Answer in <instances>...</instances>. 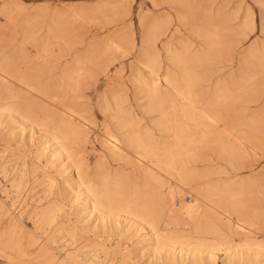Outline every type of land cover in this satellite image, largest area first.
Instances as JSON below:
<instances>
[{
    "label": "rangeland",
    "instance_id": "obj_1",
    "mask_svg": "<svg viewBox=\"0 0 264 264\" xmlns=\"http://www.w3.org/2000/svg\"><path fill=\"white\" fill-rule=\"evenodd\" d=\"M177 1L0 0V49L4 48V50H0V55L15 56L13 53L21 47L18 51L23 50L21 52L22 55L25 53L24 60L23 56L22 59L20 57L18 59L16 56L15 60L18 61L16 63L19 67L15 68L14 63L12 68L22 74L26 73L24 75L28 76L25 77L27 82L25 80L22 84L11 73H5L13 80L6 84L7 87L11 88V91L19 89L20 97L9 99L14 104L16 102L17 107L19 105V112L25 119L27 118V122L21 121L23 120L19 119L21 115L17 114H14L12 121L6 120V117L2 115V105L8 100L0 95V120L2 119L1 124L6 126L5 129H2L0 124V164L4 162L3 169L0 165V202L3 206L0 213V245H5L6 250L14 255L22 254L20 261L6 260L0 250V264H13L14 262H18L17 264H54L46 254L41 252L42 246H49L50 249L52 248L51 253H55L57 256H60V250L69 247L79 246L82 255L92 253L94 248L105 247L108 250V259L113 260V264H137L134 260H138L141 264H166L164 261L156 262L158 259H152L147 255L141 258L136 257L134 252L130 253L133 261H129L122 255L126 251L125 249L135 246L132 242L139 239V233L135 230L129 229L126 230V233L121 231L126 228L123 215L128 214L127 211L130 208L133 211L136 210V206L143 208L146 206L147 208L144 209L148 212L144 213V217L150 218L145 215L152 214V211V217H154V213L161 203L160 193H163L169 184L173 183L176 186V183L166 171L158 168L155 170H157L158 176H161V180L163 179L162 187L159 186L160 183L155 178H145L141 172H138L141 169L135 164L134 152L126 146L127 149L123 147L119 153L114 155L107 152L101 143L102 132H104L106 124L107 127L112 126L113 122L116 124L115 122L118 121L116 115L119 116V119L122 115L124 118L137 119L141 126L149 128L156 136H161L163 141L168 139L170 132L167 131L164 134L158 132L155 122L159 119H165L168 128L170 127L169 130L184 128L185 130L188 128L197 130L199 127H209V129L217 127L218 134L222 131L221 134L224 137L221 134V136L215 134V137H210L212 138L209 141L211 145L206 143L209 140L207 139L204 142L205 145L202 143L201 148L197 150V155L188 158L190 163L188 164L192 169L201 172L204 182L211 180L214 182L218 179L217 183L242 185L243 191L240 198L243 206L245 204L246 210L248 209L251 219L248 224L252 229L249 235L245 236L228 227L235 225V220L240 218L229 209L231 203L237 200L232 196L225 197L221 203V208L225 211L224 214L221 211L207 209L199 224L197 223L202 228L209 225L210 232H204L201 229L193 231L192 226L196 222L191 220L192 212L182 209L178 204H183V200H185L184 202H193L195 195L189 192V188L186 190L178 185L176 186L179 190L177 194L182 195L176 194V199L174 198L176 207L171 209L167 206L162 215H160L161 213L156 214L155 224L157 221L159 224L157 228H165L164 230L168 234L171 232L168 229H177L178 232H174L181 234L185 239L190 240L191 236L205 238L208 242H212V245L223 237L225 243L221 248L249 256L247 260H244V263H240L238 259L230 261L224 258L222 251L215 248L216 254L210 257L205 253V251H210L206 246L209 243H206L203 246H206L204 248L207 249L201 247V251L197 250V257H194V261L189 264H264V0H179V3ZM56 19H63V23L66 22L65 26L63 25L64 31L62 30L64 34L61 32L60 37L45 39L44 48H38L39 40L43 41L47 29L53 26ZM148 29L154 32L153 40L155 41L152 43L159 54L158 59L163 69L165 65H171L166 52L167 48L178 52H183L187 48V52L182 53L184 60L187 59V62L183 63L184 66L180 65L177 70L174 65H171L170 68L175 74H178L177 76L184 73L182 71L184 68H189L190 70L186 69L185 71L192 72V75L195 74L194 83L197 85L193 83L192 86L193 99L191 96L188 98L192 100L193 104L190 102L192 106L190 103L188 104V99H183V97L181 99L178 92L179 96H176L177 93L174 89L168 90V97L166 91L164 96L156 98L158 100L150 101L152 102L150 105L146 91L138 92L129 80L135 67L136 70L140 69L138 70L140 73L146 74L147 68L141 65L137 59L144 58V56L139 57L138 54L139 49L146 46L142 41L146 30L150 32ZM147 47L149 48L148 44L145 50ZM5 51L12 52V55ZM146 51L150 53L148 49ZM219 82L224 91L222 90L223 92L216 97V93L212 94L215 89L214 91L212 89L214 84H219ZM223 83L224 85H222ZM18 84L22 88L23 85H25L24 88H29L20 90ZM41 86L48 87L45 94L38 91L43 88ZM37 87L41 88L36 89ZM111 90L114 93H111ZM107 92L116 95L118 99L116 97L114 99L113 95L110 97L112 100H109ZM102 94L110 101L107 103L106 98L103 100L102 97L101 102L104 103V107L99 103V96ZM202 108L217 118L212 121L201 117V112L198 111ZM61 114H71L69 117L80 118V121L86 123V128L88 126L87 149L85 148V151L80 152L79 146L73 142L69 144L71 152L75 154L73 155L74 161L78 163L76 166L80 165L82 157L89 167H92V164L95 165L96 162L98 165L101 163L102 167H99L101 171L107 172L105 176L111 172L112 176L118 173L120 177H117L122 179V189L124 188V190L121 189L122 193L124 191V197H117L119 204H113L117 205L114 211L118 212V215L115 214L116 212H113L115 215L112 212L109 213L115 217L117 215L118 223L113 221L115 223L113 224L111 221L109 225L111 215L108 217V214L96 227L88 220L77 221L76 231L78 234L77 232L76 234L78 236L75 241L71 240L65 231L56 229L60 224L75 227L72 221H75L76 218L68 209L70 206L68 199L65 200L64 206L67 212H58L57 219L60 222L53 227L44 224L45 222H42L43 224L35 222L36 217L34 216L36 206L45 205L47 200L56 196L55 193L50 197L46 196L48 190L44 169L51 171L56 180H63L62 173L58 168L51 167L45 155L36 161L41 166L36 171H32L34 164L36 165L33 158H35V149L40 134L49 132L55 124L54 121ZM229 120L232 121L229 122ZM236 120L239 122L237 123ZM210 124H212L211 127ZM7 129L8 132H6ZM247 135L248 137H246ZM219 136L222 137L221 140ZM214 138L217 140L214 141ZM217 141L229 146L232 144L226 149L233 154L232 156L226 154L227 151L224 150L227 158L230 156L231 160L226 158L222 149L223 154L221 150H218L217 153L216 143L213 144ZM219 153L224 155V158ZM236 155H239V158H236ZM237 159L239 160L237 161ZM25 164L27 169V174L24 176L25 181L19 188H16L11 185V182L14 177L19 175L20 169ZM194 166L198 168L196 169ZM208 176L210 177L208 178ZM202 178L192 179L187 186H193L196 182L202 183ZM151 185L153 186L150 190ZM123 204L131 205L128 210H125L126 212L121 214V217L119 214L126 207ZM213 204L217 205L218 203L215 200ZM120 207H122V211H120ZM12 220L19 224L18 231L21 233V235L17 233L18 236L14 238L15 244H17L13 246L6 243L9 239ZM167 222L170 223L169 226L163 227ZM101 223L104 224V228L101 227ZM111 223L115 226L117 224V226H112ZM100 241L103 242V246ZM188 244L187 248L190 249V246H194L196 243ZM218 245L220 244L218 243ZM196 248L198 249V246ZM198 251L204 253L201 254ZM100 254L103 255L102 252Z\"/></svg>",
    "mask_w": 264,
    "mask_h": 264
},
{
    "label": "bare ground",
    "instance_id": "obj_2",
    "mask_svg": "<svg viewBox=\"0 0 264 264\" xmlns=\"http://www.w3.org/2000/svg\"><path fill=\"white\" fill-rule=\"evenodd\" d=\"M177 3H179V0L177 1ZM5 4H7V2H5ZM126 14H127V12H126ZM62 20L63 19H56L53 26H51L49 29H47V33H45L46 37L44 39H42L43 41L39 40V42H38L39 44L37 43L39 45V46L37 45L38 48L39 47L44 48L47 38H51V37L55 38L56 36L58 37L59 35H61L63 33V31H64L63 25L66 22L63 23ZM151 28H152V26H151ZM153 37H155L153 30L150 32H147V30H146L145 34L143 35V41L142 42H145L146 46L148 44L149 48L147 47V49H148V51H150V53L146 51L147 49L145 50L146 46L144 48H140L139 49L140 52H139L138 56L139 57L144 56V58L143 59H141V58L137 59V61L141 65H143L145 68H147V71H145L146 74L140 73V71H138L140 69L136 70V67H135L134 71L130 75V79L129 78L128 79L131 80V82L133 83V86L135 87V89L138 92L146 91L147 97L149 99V104L152 103L154 99H156V98L159 99V97L164 96L166 91H167L166 96L168 97V90L169 89L170 90L174 89L176 93L178 92L181 95V99H182V97H183V99L184 98L188 99L190 96L192 98L193 94H191V91L193 88L192 86L194 83V79L196 78V77H194L195 74L192 75L191 74L192 72L190 73L188 71H185L187 68L183 67L184 69H182V67H181V69H182V71H184V73L177 76L178 74H175L173 72V70H171V68H170L171 65L172 66L174 65V67H176V70H177V67H180V65H182L184 63V61L187 62L186 61L187 59L184 60V58L182 57L183 56L182 53L183 54L186 53L187 48H185L183 50V52H178V51H174L172 48H167L166 52L168 54L169 60L171 61V65L170 64L167 66L165 65V67L163 69L162 68L163 66H161V62L158 59L159 54L156 50L155 45L152 43V41H155V40H153ZM148 42L152 43V44H149ZM19 48L21 49V47H19ZM18 49H16L15 53H13V55L15 54V56L4 57V56L0 55V95H3V97L8 100L2 105V115L5 116L6 120L8 119V121L13 120L14 114H17L18 116L21 115V112H19V108H18L19 105L17 107L16 106L17 103L15 102V104H14L12 102V100L9 99V98H15L16 99L17 97H20L19 96V89L18 90L14 89L11 91L10 90L11 88L9 89L7 87L6 84L8 82H10V83L13 82V80L10 79L11 76L8 77L7 75H5V73H11V75L15 76L17 78V80L21 83L25 82L26 78L28 77V76L24 75L26 73L22 74V73H20V71L18 72L17 69L12 68V65H14V63H15V68L19 67V65L16 63L18 61L15 60L16 56L18 57V59H20L23 56L22 58L24 60L25 53H24V55H22L23 50H21L22 51L21 52L20 50L18 51ZM0 50L2 51V50H4V48L0 49ZM9 50H10V48H9ZM36 50H37V48H36ZM12 51H13V48H12ZM8 52H10V51H8ZM8 52H6V53H8ZM11 53L12 52H10L8 54L12 55ZM17 57H16V59H17ZM20 63H22V62L20 61ZM16 65H18V66H16ZM183 66H184V64H183ZM162 69H163V71H162ZM261 69H262V66H261ZM263 69H264V65H263ZM160 70H161V72H160ZM178 70H179V68H178ZM187 70H190V69L188 68ZM176 72H178V71H176ZM179 73H181V72H179ZM26 82H27V80H26ZM197 82H198V80H197ZM24 84H26V83H24ZM219 84L215 83L214 84L215 86H213L214 88L212 89L213 91L215 89L216 92L214 91V93L212 92V94L216 93L217 96L214 95L216 97H218V95H220L221 92L224 91L223 90L224 88L221 86L220 82H219ZM195 85H197V84H195ZM222 85H224V83ZM23 86L25 87V85H23ZM19 87H20V90L24 88V87L22 88L21 85H19ZM41 87H43V86H41ZM41 87H37L36 89H40ZM26 88L28 89L29 87H26ZM26 88H24V89L26 90ZM194 88H195V86H194ZM47 89H48V87L44 86L43 88H41V90H38V91H40V92L42 91V93L45 94L47 92ZM193 92L194 91H192V93ZM107 93L106 94L108 95L109 100H110L111 99L110 97H112L114 95L111 93H114V92L111 90V93L110 92H107ZM109 93H110V95H109ZM172 93H173V91H172ZM178 93L176 94V96L178 95ZM103 94H104V92H103ZM103 94H102V96L100 95L101 97L99 96V103H101L103 106L98 103L102 107H104V103L101 102L102 101L101 98L103 97ZM172 96H174V95H172ZM115 97H116V95H114L113 98L115 99ZM103 98H104L103 100H105L106 97H103ZM158 99H156V100H158ZM109 100H107V98H106L105 101L108 103ZM188 100H186V101H188ZM150 101H152V102H150ZM191 101L192 100L190 99L188 104ZM214 101H216V100H214ZM111 102L115 104V102H113V101H111ZM191 103H190V105L192 106L193 103L192 104ZM200 103H201V101H200ZM111 104H109V105H111ZM118 104L120 105V103H118ZM188 104H186V105L190 106ZM211 104H213V103H211ZM201 106H203V105H201ZM149 107L152 108L151 106H149ZM189 108H193V107H189ZM195 110H198V109H195ZM198 112H201L200 113L201 117L210 119L212 121L217 118V117H214L215 115L214 116L211 115L212 113L208 112V110H205V108L199 109ZM211 112H213V111H211ZM69 115L71 116V114H68V115L61 114L59 117L57 116L58 118L56 117L57 119H56V121H54L55 124H53L54 126L50 129V131L40 134L39 142L36 146L35 154H34L36 159L33 158V162H35L36 165L35 164H34V166L32 165L34 168H32L33 170L32 169L31 170L36 171L37 168H39L41 166L36 161L37 160L39 161L40 158L45 155L47 157V162L50 163L51 167H55L56 169L58 168L59 172L62 173L61 177L63 178V180L58 181L53 177V175L51 174V171L44 169V175H46V177H47L46 178V180H47L46 188L48 190V194L46 196L49 195V197H50V195H52L54 193L56 196L53 199L51 198V199L47 200L45 205L36 206L37 208L34 211V216L36 217L35 222H38V223L45 222L44 224H47L48 226L53 227V225L60 222V220L57 219L59 217L58 212L59 211L67 212L64 206H65V200L68 199L70 202V206L68 207V209H70L71 214H73L74 217L76 218L75 221H72L73 225L75 227H73V226L71 227L69 225L63 226V224H60L56 227V229H61V230L65 231V233L69 235L70 239L75 241V239L77 238L76 236H78L77 235L78 232L76 231V229H77L76 228V222L88 220L94 224V227L99 226V223L101 221H103L105 215L108 214L107 216L110 217L111 214L109 215V213L116 212L114 210L117 207V205L114 206L113 204H119L117 197H119V198L124 197L123 196L124 191H123V193L121 192L123 185L121 183L122 179L120 180V178H118V177H120V176H118V173L115 174V176H112V174H111L112 172H111L110 173L111 175L108 174L105 176V174H107V172L105 173V172L101 171V169H100V167H102V166H100L101 163H99V165H98L96 162L97 160L95 161L96 163H94L95 165L92 164V167H93L92 168V167L88 166L89 164H87L86 160L82 157L80 160V165L76 166L77 162L74 161V156H73L75 154H73L71 152V150L69 148V144H71L73 142L74 144H77L79 146L78 148H79L80 152L85 151L86 143L88 140V137H87L88 126L86 128V123L80 121L79 120L80 118L79 119H76L75 117L71 118V117H69ZM77 116H79V115H77ZM52 117H53V114H52ZM113 117H114V115H113ZM116 117H118V119H117L118 121L116 119H114L117 121V122H115L116 124H113L114 122L112 121L113 122V123H111L112 126L110 125L107 127V124H106V127H104V129H103L104 132H102L103 133V135H102L103 139L101 138L102 139L101 143L104 146V148L107 150V152H109L110 154H113V155L119 153L121 148H123L125 146L128 149L129 148L132 149V151L134 152V157L136 158L135 164L138 168L141 169L140 171L138 170V172H141L145 178H155V180H157L160 183V184L158 183L160 187H162V185H163V182H162L163 179L161 180V178H160L161 176H158L157 170H155V168L166 171L169 174V177L171 176L172 180L176 183V186L178 185V186H180L186 190H188V188H189V192H191L195 195L194 196L195 200L193 199V202H189V201L184 202L185 200H183V202H182L183 204L180 203V205L178 204V206H180L184 210H188V211L190 210L192 212L191 220L194 223L196 222L192 226L193 231H199L201 229L204 232H210L211 228L209 225H205L203 228L198 225L201 218L206 213L207 209H214L216 211H221V213L224 214L225 211L221 208V203L223 202L225 197L232 196V197L236 198L237 200L234 201L233 203H231L229 209H230V211L236 213L237 216L240 218L239 219L237 218L235 220V225L228 226V227L232 231L243 233L245 236L249 235V233L252 230L248 226V224L251 222L250 221L251 219H250V213L248 212V209L246 210L245 204L243 206V202L241 201V198H240L242 195V191H243L242 185H239V184L234 185L231 183H219V182L217 183L216 181L218 179H216V181L214 180V182L211 180L213 183L211 181L210 182H204L201 172H198L195 169H192L191 166H189L190 163L188 161L189 160L188 158L191 156L194 157V155H197L196 154L197 150L199 148H201L200 146H202V143H203V145H205L204 142H206L207 139H209V140H207L206 143L210 144L209 141H210V139L212 140V138H210V137H215V134L219 133V130L217 127H215L213 125L215 128H212L211 127L212 124H210V127H211L210 129H209V127H201V128L199 127V129L197 128V130L196 129L190 130L189 128H188V130H185V128L184 129H174V130L171 129V130H169L170 127L168 128L167 122L164 121L165 119L164 120L159 119L158 121L156 120L157 122H155V125L158 128V132L159 133L163 132V134H164V132L167 133V131L170 132V135L168 133V135H169V137H167L168 139H166V141H163L164 139L161 136L158 137L152 131H150L149 128H146L145 126H141L140 122L137 119H132L130 117H129V119L124 118L123 115L120 117V119H119V116L116 115ZM19 119H23L21 121L27 122V120H26L27 118L25 119L24 116H22V115L19 116ZM207 119H206V121H207ZM1 120H0V124L2 122ZM82 120H84V119H82ZM231 121L229 120V122H231ZM5 122H7V121H5ZM236 122H237V120H236ZM232 123L234 124V122H232ZM1 125H2V129L6 128V126L3 125V123ZM229 125H231V124H229ZM177 126L179 127V125H177ZM180 126H182V125H180ZM31 130H33V129H31ZM118 131H120V132L118 133ZM6 132H8V129L6 130ZM221 132H220V134H221ZM220 134H218V135H220ZM159 135H161V134H159ZM221 135L223 136V134H221ZM220 136H219V139L221 140L222 137H220ZM254 136H255V134H254ZM246 137H248V135ZM234 138H236V137H234ZM216 140L214 138V141H216ZM255 142L257 143V140H255ZM214 143L217 144V145L215 144L217 153H218V150H221V149L223 151L224 150L227 151L226 150L227 147H231V145H232L231 144L229 146L226 143H223L221 141L213 142V144ZM261 145H263V144H261ZM218 147H219V149H218ZM232 147H236V146H232ZM222 150H221V153L223 154ZM225 151H224V155H226V154H228V155L230 154L231 156L233 155V154H231V152L229 153L228 151L225 154ZM133 152H131V153H133ZM234 152H236V151H234ZM238 153H239V151H238ZM219 154H218V156H219ZM222 154H220V155H222ZM224 155H222L223 158H224ZM99 157H101V156H99ZM235 157L239 158V155H236ZM235 157H233V158H235ZM75 158H76V156H75ZM113 158H115V157H113ZM226 158H227V155H226ZM229 158H230V156H228L227 159L231 160ZM236 158H235V160H236ZM196 160L198 161V159H196ZM238 160L239 159H237V161ZM140 162H142V163H140ZM190 162L192 163V161H190ZM3 163L0 164L2 169H3V165H4ZM135 164H133V166H135ZM25 166H26V164L23 166V168L20 169L19 175L17 177L13 178V180L11 182L12 186L19 188L23 184V182L25 181L24 176L27 174L26 173L27 169L25 168ZM194 167H196V166H194ZM197 168L198 167H196V169ZM161 170H160V172H161ZM199 171H200V168H199ZM166 172H165V174H166ZM202 173H203V171H202ZM159 175H160V173H159ZM203 176L205 177V179H207V177L205 175H203ZM210 176H208V178ZM144 177H143V179H144ZM200 178H202L201 179L203 181L202 183L196 182L193 186H187L189 181H191L192 179L199 180ZM172 184H169V186L167 187V189H165L164 192L161 191V192H163V193H160V198H159L161 200V203H159L160 205H158V207L154 213L155 216H157L159 213H161L160 215H162L163 214L162 212L167 208V206H169L171 209L176 207L174 204V202H175L174 198H175V196H177L179 194V193L177 194V192H179V190L177 189L175 184H173V186H171ZM152 186L153 185L150 186L151 187V188H149L150 190L152 189ZM122 190H124V188ZM152 192H154V191H152ZM180 192H181V190H180ZM155 193H157V191H155ZM179 195L181 196L182 194H179ZM119 200H121V199H119ZM215 200L218 203L217 205L213 204V202ZM177 202L179 203V201H177ZM126 203H129V202H126ZM123 205L126 207L122 213L119 212L120 216H121V214L124 213V211L126 209L128 210V207L131 204H129L128 206L126 204H123ZM144 208L142 206H140V207L136 206V210L135 209L133 210L134 212L131 210L132 208H130V210L127 211L128 214L125 213L126 215H123L124 221H125L124 226L126 228L121 229V231L126 233L127 232L126 230L130 229V230H135L136 232L139 233L138 241L132 242L133 245H135V246L132 248L125 249L126 251H124L122 253L123 257H125L129 261L134 260L132 258V256L130 255L131 252H134L136 257L141 258L142 256L147 255L148 257H150L152 259H158V260H156V262L159 261V263L164 261L166 264H187V263L189 264V262L191 263V261H194V257L195 258L197 257L196 252H197V250H200L201 247L203 249H207V248L210 249V251L208 249L209 252L205 251L206 255H209L210 257L212 255L216 254L215 253L216 251L214 250L216 248L217 250H220L224 253L225 259H228L230 261L238 259V261L240 263H244L245 262L244 260H247L249 258L248 255L238 254L236 252L228 251V249H226V248H221V246H223L222 244L225 243L223 237L219 238L217 240L218 242L216 244L213 243V245H212L211 244L212 242H208V240L205 238L202 239L200 237L191 236V238H189V239L192 241L185 239L181 234L175 233V232H178L177 229L176 230L171 229L170 227H169L170 229H168V230H170L171 232L168 234L165 232V230H164L165 228H163V227L165 225H166L165 227L169 226L170 223L167 222L164 225L162 224L163 227H161V228H163V229L157 228L159 226V224H157V221H156L157 226L155 224L156 217L155 216L152 217L153 211H152V214H150L151 216L148 213H146L148 215H145L147 217L149 216L150 218H145L144 213L148 212V211H145L146 209H144ZM2 209H3V206L0 202V213H1ZM120 211H122V207H120ZM217 213H219V212H217ZM115 214L118 215V212H116ZM117 215H116V217H117ZM129 215H131L132 217ZM221 215H219V216H221ZM107 216L105 217L106 220L108 218ZM113 216L111 215L110 219ZM116 217L114 216V220H113V218H112V220L109 219V225H110L111 221L113 224H115L117 222ZM112 223H111V225H112ZM158 223H159V221H158ZM18 226H19V224H17L16 221L12 220L9 239L6 242L7 244H10L11 246L17 244V243L15 244L14 238H16L18 236V234L21 235V233H19V231H18L19 230ZM112 226H115V225H112ZM116 226H117V224H116ZM101 227L104 228L105 227L104 224H102ZM110 228H111V226H110ZM241 229H243V230L245 229V231H243ZM20 232H21V230H20ZM76 232H77V234H76ZM257 241L258 240H256V243H258ZM191 242H192V244H193V242H194V244L196 243L195 245H196V247L198 246V249L196 247H194L195 245L193 246L192 244H191L192 246H190V247L191 248L194 247V248H192V249L191 248L189 249V247L187 248V246L189 245L188 243H191ZM206 243H209V244L206 245ZM218 243L220 245H218ZM18 244H20V243H18ZM100 244L102 246L104 245L103 242H101V241H100ZM204 244L207 246V248H204V247H206V246H203ZM6 248L7 247H5V245H0V250L2 252V256H4V258L6 260H12V261L18 260V261H20L22 259V254L14 255L11 252H8L6 250ZM51 249L49 248V246H42L40 250L42 253L46 254L48 256V259L50 261L54 262V264H113L114 263L113 260L108 259V250L105 247H101L99 249L94 248V249H92V251H93L92 253L87 252L88 255H82L80 252L81 248L79 246H75L73 248L69 247L68 249L60 250V256H57L55 253H51ZM194 249H196V250H194ZM100 252H102L103 255L100 254ZM217 252H219V251H217ZM198 253H201V252L198 251ZM203 253L204 252H202L201 254H203ZM209 256H207V257H209ZM134 261L137 264H141L140 262H138V260H134ZM17 263L18 262H14L13 264H17Z\"/></svg>",
    "mask_w": 264,
    "mask_h": 264
}]
</instances>
